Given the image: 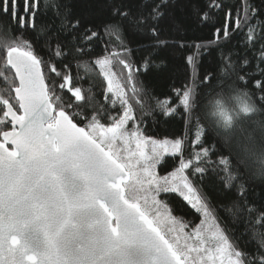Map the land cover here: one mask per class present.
<instances>
[{
	"label": "snow or ice",
	"instance_id": "obj_1",
	"mask_svg": "<svg viewBox=\"0 0 264 264\" xmlns=\"http://www.w3.org/2000/svg\"><path fill=\"white\" fill-rule=\"evenodd\" d=\"M93 2L0 0V264H264V158L194 117L198 89L232 83L247 119L264 110V0ZM169 65L180 86L145 106L140 77ZM154 113L194 139L147 134Z\"/></svg>",
	"mask_w": 264,
	"mask_h": 264
},
{
	"label": "trees",
	"instance_id": "obj_2",
	"mask_svg": "<svg viewBox=\"0 0 264 264\" xmlns=\"http://www.w3.org/2000/svg\"><path fill=\"white\" fill-rule=\"evenodd\" d=\"M50 2L54 4L55 0H50ZM202 2L203 0H201V3ZM88 4H91L92 6L89 7ZM85 10L92 11V12H98L99 5L98 3H94L93 0H88V3L85 5ZM187 12H188L187 9H185L183 13H181L180 10H178L177 19L183 20ZM40 19H42L45 24L49 23V21L52 19V10L49 9L48 12L44 16H42ZM0 20L6 21L7 18L0 16ZM188 34L190 36L195 37L199 35H204L205 33L200 32L195 22L193 21L189 25ZM30 35H31L30 33H25L24 38L30 39ZM240 40H242V37L237 36L236 39H234L226 48L223 49V51L227 53L229 49H231L232 47H235L238 51L241 52V54H243L245 49L240 47V43H239ZM113 51H120V49L114 46ZM248 55L251 56V53H248ZM213 56L215 57L216 53H213ZM113 63L115 64V67L111 68V71H115L117 73V76L114 77V79L115 81H118L121 69H120V66L115 63V61ZM89 71H91V69H87L83 67L80 68L81 75H85ZM169 76L172 77L171 81H169L167 78ZM182 80H183V77H180L179 81L177 80L176 75H175V69L171 65H169L168 68H162L160 70H156L155 68H153L146 75H143L142 77H140L141 83H138L137 86L143 88L144 92H142L141 96L137 98H142V102L145 104V106L151 105L154 107L157 97L166 98L168 96L169 94L168 90H169L170 83H175V85L178 87L180 86V81ZM96 83L100 84L101 81L97 80ZM104 83L106 84V81H104ZM88 85H89V81L87 80V78H85L83 80V87L85 90H87ZM128 91H129V95H131L132 94L131 88H129ZM207 95H208V90H205V91H201L199 89L197 90V103H196V109L194 110V117L198 118L200 123L204 125L206 128L208 127L204 123V121L201 119V112H202L204 103L206 102ZM135 106L139 108V105H135ZM154 114H155L156 123H151L150 121L146 122V126L148 127L147 134L152 135L156 139H164V138L175 139V138H183L184 134L187 133L189 142L192 139H194L195 129L192 128V131L188 132L185 126V123L182 119L178 118L171 125H169L163 122L165 118L161 114L159 113H154ZM208 140L211 143H215L217 142L218 137H216L213 134L208 137ZM185 155H187V153H185ZM173 163H175V166H178V160H168V158H166L167 167H163V166L158 167L157 171L161 175L166 174L168 171H173L174 170V167L172 166ZM208 184H209L208 187H203V185L202 187L205 192H208L211 195L213 192V187L215 186L213 185L212 181H209ZM253 187L257 192H261V194L264 195V191H262V189H264V184H261L259 181H257L256 183L253 184ZM171 202L174 205L183 204L185 207L189 209V211L187 212H180L178 214L187 215L189 217H192L194 210H190V206H187L186 202H183L180 198L175 197V196L172 198ZM261 202H264V201L257 200V204ZM230 227H232L233 229V234L237 237H240L241 233L244 230V223H237L235 225H230Z\"/></svg>",
	"mask_w": 264,
	"mask_h": 264
},
{
	"label": "clouds",
	"instance_id": "obj_3",
	"mask_svg": "<svg viewBox=\"0 0 264 264\" xmlns=\"http://www.w3.org/2000/svg\"><path fill=\"white\" fill-rule=\"evenodd\" d=\"M251 103L243 89L238 88L234 83L224 87H215L208 90L206 102L204 103L201 119L207 127L222 134L230 129L225 125L230 122L231 128L239 129L240 135L247 142L248 155H260L264 158V110L261 114L247 119L252 114L244 113L242 110L245 102ZM259 120L261 123L257 124ZM242 122V123H241ZM230 150L236 154L235 145ZM250 171L253 170L258 161L248 159Z\"/></svg>",
	"mask_w": 264,
	"mask_h": 264
},
{
	"label": "rangeland",
	"instance_id": "obj_4",
	"mask_svg": "<svg viewBox=\"0 0 264 264\" xmlns=\"http://www.w3.org/2000/svg\"><path fill=\"white\" fill-rule=\"evenodd\" d=\"M113 79H114V77H113ZM114 81H115V79H114Z\"/></svg>",
	"mask_w": 264,
	"mask_h": 264
}]
</instances>
